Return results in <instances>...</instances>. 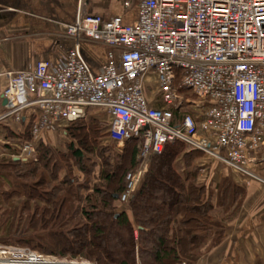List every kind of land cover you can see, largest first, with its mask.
Masks as SVG:
<instances>
[{
  "label": "built area",
  "instance_id": "1",
  "mask_svg": "<svg viewBox=\"0 0 264 264\" xmlns=\"http://www.w3.org/2000/svg\"><path fill=\"white\" fill-rule=\"evenodd\" d=\"M136 1L137 19L124 23L120 16L83 13L80 0L74 21L61 28L74 41L61 66L40 60L31 69H0L6 115L16 122L25 109L34 115L32 140L15 156L35 161L43 132L61 131L98 108L108 117L110 141L121 146L143 137L121 202L138 186L150 157L174 141L202 151L203 167L212 159L255 177L264 164V0ZM131 2L122 0L125 7ZM83 40L108 48L99 73L81 54ZM0 264L66 263L4 244Z\"/></svg>",
  "mask_w": 264,
  "mask_h": 264
},
{
  "label": "trees",
  "instance_id": "2",
  "mask_svg": "<svg viewBox=\"0 0 264 264\" xmlns=\"http://www.w3.org/2000/svg\"><path fill=\"white\" fill-rule=\"evenodd\" d=\"M87 116L61 129L60 147L41 134L35 161L1 158L0 171L11 176L9 188L0 190V243L93 264H197L220 244L223 224L213 219L214 210H236L243 187L229 174L215 182L214 167L200 173L203 152L174 141L150 157L138 186L121 202L143 137L125 140L114 154L101 144L108 138L103 121ZM33 122L31 114L20 131H6L8 152L32 140Z\"/></svg>",
  "mask_w": 264,
  "mask_h": 264
},
{
  "label": "crops",
  "instance_id": "3",
  "mask_svg": "<svg viewBox=\"0 0 264 264\" xmlns=\"http://www.w3.org/2000/svg\"><path fill=\"white\" fill-rule=\"evenodd\" d=\"M81 1L85 14H98L104 19L120 16L124 23L133 22L138 16L136 0H132L129 7H125L122 0ZM79 2L80 0H0V69H31L40 60L49 61L53 68L61 66L74 43L73 39L61 35V28L63 24L74 21ZM80 51L92 73H99L106 62L108 48L100 42L83 40ZM5 83V78L1 76L0 160L11 154L4 147L6 131H20L31 115L30 110L21 111L20 122H16L13 116L6 115L2 103ZM105 140L111 142L108 138ZM11 157L18 159L16 156ZM201 165L200 173L213 167L206 164L202 168ZM257 169L258 166L254 170L255 177L243 176L234 171L223 173L222 169H214L215 182L229 174L236 184L243 187L245 195L236 210L234 207L227 212H222L220 208L214 210L213 219L223 224L222 241L207 250L197 264H264V164ZM20 200L21 198L18 199ZM128 217L132 221L130 211Z\"/></svg>",
  "mask_w": 264,
  "mask_h": 264
},
{
  "label": "rangeland",
  "instance_id": "4",
  "mask_svg": "<svg viewBox=\"0 0 264 264\" xmlns=\"http://www.w3.org/2000/svg\"><path fill=\"white\" fill-rule=\"evenodd\" d=\"M91 114L92 115H95L98 119H100L101 121H103L102 122L103 123L102 126L104 127V129H106V124H107V119H108L107 115L103 111H101L100 109H98V108H91V109H89L88 110V116L91 115ZM42 137L44 138L45 143L51 144V145H54V146L57 145L58 147H60L61 144H62V142H64V140H65L63 138L62 134L60 133V131H48L47 133L46 132H43L42 133ZM100 141H101V144H103V145H109L110 148H111V152L114 153V154L118 153V151H120V149L124 145L123 144V145L119 146L118 144L112 143V142H108L105 139H102ZM9 153H11V154H9V156L11 157V155L12 156H15L18 152L17 153L16 152L15 153L9 152ZM111 155H112V157H114L113 154H111ZM202 162H203V159L201 157L198 160L197 163L200 166ZM206 164L208 166H209V164L212 165L214 167V169L217 170V171H221V169H222L223 173L224 172L226 173L227 171L228 172L234 171L232 168L226 167V165L221 164V163H218L216 161H213L212 159H208L207 162L205 163V166H206ZM262 166H258V169L261 168ZM202 168H203V166H202ZM200 171H201V167H200ZM234 172H236V171H234ZM220 173L221 172H219V174ZM7 175L8 176H11V172H9L8 170H2V171H0V190H6V189L9 188V185H8L9 182H8V180L6 178ZM247 176H249V175H247ZM13 199L14 200H11L12 203L13 202L16 203V201L18 202V199L17 198H13ZM3 203H4L3 200L0 198V207L4 206ZM4 244H6V243H0V245H4ZM8 244H11V243H8ZM58 258L61 259L62 261H64L66 264H89V263L90 264H93L92 262L87 261V260H84V259H78V258L77 259H69V258H66V257L65 258L58 257Z\"/></svg>",
  "mask_w": 264,
  "mask_h": 264
},
{
  "label": "water",
  "instance_id": "5",
  "mask_svg": "<svg viewBox=\"0 0 264 264\" xmlns=\"http://www.w3.org/2000/svg\"><path fill=\"white\" fill-rule=\"evenodd\" d=\"M2 103H3V104H5V103H6V100H5V99H3Z\"/></svg>",
  "mask_w": 264,
  "mask_h": 264
}]
</instances>
